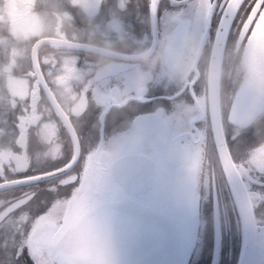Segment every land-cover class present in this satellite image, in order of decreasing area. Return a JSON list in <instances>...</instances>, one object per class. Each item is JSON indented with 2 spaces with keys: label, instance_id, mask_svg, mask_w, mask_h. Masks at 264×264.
<instances>
[{
  "label": "flooded vegetation",
  "instance_id": "obj_1",
  "mask_svg": "<svg viewBox=\"0 0 264 264\" xmlns=\"http://www.w3.org/2000/svg\"><path fill=\"white\" fill-rule=\"evenodd\" d=\"M228 13L217 96L209 67ZM263 13L264 0H43L42 32L12 70L26 96L0 107V264H71L54 235L84 173L94 166L108 181L105 168L120 159L123 196L147 200L143 156L182 190L194 171L198 226L186 264H237L246 237L249 264H264V62L254 63L264 38L247 53ZM39 38L47 42L33 64ZM165 38L190 57L180 81L160 67L149 72L138 55ZM40 175L50 177L31 181ZM107 253L119 259V248Z\"/></svg>",
  "mask_w": 264,
  "mask_h": 264
},
{
  "label": "water",
  "instance_id": "obj_2",
  "mask_svg": "<svg viewBox=\"0 0 264 264\" xmlns=\"http://www.w3.org/2000/svg\"><path fill=\"white\" fill-rule=\"evenodd\" d=\"M231 17L228 13L215 35L209 67V88L218 96L220 65L226 34ZM264 38V13L247 44V53L253 47L256 39ZM47 40L39 38L31 48V60L36 62L38 48ZM246 53V55H247ZM254 63L264 62V45L256 51ZM252 70L249 69V72ZM38 84L42 81L36 80ZM41 85V86H42ZM30 108L36 106L38 86L30 90ZM84 108L85 102L79 104ZM81 107V108H82ZM19 135L17 142L26 138V128L23 124L28 116L19 119ZM22 122V123H21ZM106 156V155H105ZM156 161L155 158H151ZM143 156V191L151 190L147 200H136L123 196L120 159L106 167L110 179L102 181L95 167H90L79 185V197L67 205V216L62 227L54 235L59 239L60 246L70 253L71 264H186L193 248L198 226V201L195 193L196 182L194 171L186 179V190L180 183L166 177L167 172H161L156 163ZM159 166H162L160 164ZM50 175L35 176L31 181L42 180ZM154 177H158L155 181ZM166 179V180H165ZM20 184L13 182L10 185ZM9 185V186H10ZM5 186V185H2ZM1 186V187H2ZM180 189L182 192H180ZM84 208L77 214L75 209ZM133 218L124 226L123 218ZM253 223V222H252ZM248 226V222L246 223ZM251 241V243H248ZM252 237H246L243 255L237 264H249ZM59 248V247H58ZM119 248V259L107 253Z\"/></svg>",
  "mask_w": 264,
  "mask_h": 264
},
{
  "label": "rangeland",
  "instance_id": "obj_3",
  "mask_svg": "<svg viewBox=\"0 0 264 264\" xmlns=\"http://www.w3.org/2000/svg\"><path fill=\"white\" fill-rule=\"evenodd\" d=\"M42 21L43 0H0V107L11 105L8 97L26 96V84L12 77V70L20 65L21 52L24 59L31 39L42 32ZM3 126L0 119V132Z\"/></svg>",
  "mask_w": 264,
  "mask_h": 264
},
{
  "label": "clouds",
  "instance_id": "obj_4",
  "mask_svg": "<svg viewBox=\"0 0 264 264\" xmlns=\"http://www.w3.org/2000/svg\"><path fill=\"white\" fill-rule=\"evenodd\" d=\"M185 47L194 51L195 42L191 39H187ZM138 55L147 64L149 72L155 71L157 67H160L167 71L170 77L175 81H180L187 75L190 57L186 53L180 51L169 38H165L160 42L159 50L149 45L142 49ZM101 70L108 72L111 71V67L106 64Z\"/></svg>",
  "mask_w": 264,
  "mask_h": 264
}]
</instances>
